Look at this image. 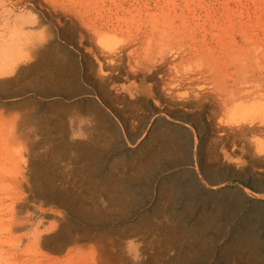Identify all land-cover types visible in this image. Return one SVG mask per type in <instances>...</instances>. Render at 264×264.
Listing matches in <instances>:
<instances>
[{"label": "rangeland", "instance_id": "rangeland-1", "mask_svg": "<svg viewBox=\"0 0 264 264\" xmlns=\"http://www.w3.org/2000/svg\"><path fill=\"white\" fill-rule=\"evenodd\" d=\"M50 48L34 78L66 85L19 90ZM19 55L0 195L64 197L72 214L43 206L61 230L135 264H264V0H0V57Z\"/></svg>", "mask_w": 264, "mask_h": 264}, {"label": "bare ground", "instance_id": "bare-ground-1", "mask_svg": "<svg viewBox=\"0 0 264 264\" xmlns=\"http://www.w3.org/2000/svg\"><path fill=\"white\" fill-rule=\"evenodd\" d=\"M202 30L203 33L206 32L205 29ZM190 33L194 34L195 31H191ZM53 48L45 50V52L41 53V55L39 54L41 58L37 63H35V66L29 70V75L25 76L26 78L22 79L19 82V90L23 89L25 86H30L34 91H37V89L38 91H45L44 89L46 87H50L51 89L58 88L57 86L59 84L61 85L65 82L63 70L61 72L58 71L59 73L57 72V77L52 76L50 72H46L45 70V73L42 77L39 78V80L34 78V75L37 74V71L44 69V61H49L50 59L52 61V59L56 57L57 52ZM108 58L110 60L114 59L112 58V54H109ZM21 59L28 60L29 58L22 55L16 57L1 56L0 76L7 77L11 75L19 65ZM25 74H27V72ZM3 79L0 80V91L8 94L10 91L8 87L9 82L6 81V78V80ZM191 79V77L187 78V80L189 81H191ZM68 91L70 92V90ZM21 105L23 107H29L28 102H23V104ZM250 126L248 127L250 128ZM85 132V130L75 131L71 135L78 138L86 135ZM53 153L55 154V152ZM39 167L41 168V166ZM37 171H39L38 166L34 162H32L30 158L28 163L29 176L37 178L35 177ZM38 174L39 173H37V175ZM1 179L4 178L2 177ZM215 188L216 187H213V189ZM2 195H0V264H135L136 260L139 258V254H137L136 251H124L125 246H123L122 241L118 239V236V238L115 237L116 239L111 238V241H109V238H102L101 236L100 238L96 236V238L94 237V239L97 240H95L91 244H88L85 243L82 237H78L75 234V231L73 233L71 232L72 230L70 232L67 230H61V217L63 215L61 216V213H59L60 215L58 213L56 215H53V212L51 210H44L43 206L57 203V206L62 210H65L68 213L72 214V211H74L73 208L76 207H73V205L71 207L68 204V206H66L64 197L62 199L60 198L59 200L53 197L44 201L45 203L43 204L37 205L39 203L38 202L37 204L31 205L30 203H35L33 197L31 196H13L11 194L12 196L7 197L9 195L8 194L7 196L5 195L6 197H4V195ZM79 210L77 209V212L81 213V209ZM18 232L20 234L15 235V233Z\"/></svg>", "mask_w": 264, "mask_h": 264}, {"label": "water", "instance_id": "water-1", "mask_svg": "<svg viewBox=\"0 0 264 264\" xmlns=\"http://www.w3.org/2000/svg\"><path fill=\"white\" fill-rule=\"evenodd\" d=\"M190 164H191V156H188L184 165L187 166V165H190Z\"/></svg>", "mask_w": 264, "mask_h": 264}]
</instances>
